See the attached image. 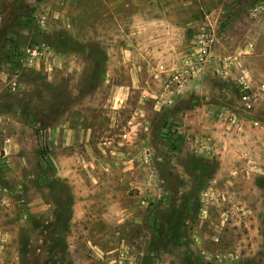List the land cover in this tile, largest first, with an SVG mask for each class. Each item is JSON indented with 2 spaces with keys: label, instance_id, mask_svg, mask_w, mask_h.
<instances>
[{
  "label": "rangeland",
  "instance_id": "1",
  "mask_svg": "<svg viewBox=\"0 0 264 264\" xmlns=\"http://www.w3.org/2000/svg\"><path fill=\"white\" fill-rule=\"evenodd\" d=\"M63 1L60 9L52 0H0V264H264V131L230 126L228 117L241 114L233 78L206 68L171 108L155 107L154 95L132 86L131 61L98 66L99 57L84 56L83 44L117 43L78 27L97 24L98 1ZM218 4L222 14L208 20L214 6H202L201 28L213 52L247 53L256 88L264 83V11L254 12L261 0ZM57 11L64 15L54 19ZM36 12L48 13L46 31ZM40 43L75 47V56L50 73L21 70L16 51ZM113 49L106 53L115 58ZM169 73L142 86L160 92ZM135 110L147 131L122 156L99 140L74 162L65 144L59 158L49 139L44 148L55 123H102L103 111L114 114L107 139H116L114 125ZM251 118L264 125V106Z\"/></svg>",
  "mask_w": 264,
  "mask_h": 264
},
{
  "label": "crops",
  "instance_id": "2",
  "mask_svg": "<svg viewBox=\"0 0 264 264\" xmlns=\"http://www.w3.org/2000/svg\"><path fill=\"white\" fill-rule=\"evenodd\" d=\"M97 24L92 22H85L79 28L84 27V32L91 34V31L98 28V34L111 35L113 47H111L109 41H104V44L87 43L82 45V52L84 56H90V58L99 57V60L91 63V65H103L106 66L113 62L115 65L130 62L132 71L130 74V81L132 86L142 88V91H149L150 95L157 97L160 93L156 92L153 87L142 86V83H153L152 78L158 81L164 79V76L156 78L160 73L174 72L181 68L186 60L196 52L197 47V35L201 31L203 26L202 20V6L213 5L214 9L210 11V15L204 14V19H213V15L219 17L220 12L222 14L223 9H218V3L226 2V0H97ZM87 3H91L89 0ZM73 7H80L79 3L73 2ZM89 4H87L88 6ZM259 8V7H257ZM256 8V9H257ZM81 10H85L84 8ZM260 12L261 10L258 9ZM257 11V12H258ZM66 13L69 11L65 10ZM216 12V13H215ZM65 13V14H66ZM71 14V21L69 26L76 27V21L74 19V13ZM73 14V15H72ZM62 16L64 15L61 14ZM91 13L87 11L86 17L90 19ZM76 18V17H75ZM113 28L109 30V26ZM68 26V25H67ZM68 33V31H66ZM83 32V33H84ZM128 33V36H121ZM70 34V33H68ZM70 36V35H69ZM72 38V37H71ZM108 39V40H110ZM73 40L75 38L73 37ZM229 45V44H228ZM213 46V45H212ZM248 45L244 50H247ZM214 47V46H213ZM109 48L113 50L116 55L112 58L106 51ZM238 50H243L238 48ZM125 51L126 55L122 54ZM238 52V51H237ZM59 57L55 63L60 65V60L65 62L67 57L71 55L75 56L74 51H67L66 53L60 52ZM83 55V54H82ZM61 56V58H60ZM108 60V61H107ZM71 63L70 61L67 62ZM51 72L52 70L43 68L40 71ZM102 74V73H101ZM105 74V75H104ZM106 78V72L101 76ZM128 90V89H127ZM146 93V92H145ZM113 116V113L109 111L101 112V122H83L81 124H69V122H57L49 130V141L51 142V150L55 153V156L59 158L57 147L60 145L67 146L68 160L74 162L78 157L79 148L88 149L90 143L96 140L106 141L107 136L110 134V124L107 117ZM104 162V174L111 176L113 170L110 164H105V151H101ZM116 153L109 152L110 155L116 154L122 156V152L119 150ZM142 154V153H141ZM90 155V153H89ZM127 156V154H124ZM117 160V159H115ZM115 166H126L122 172H126L130 168H127L128 163L120 162L114 163Z\"/></svg>",
  "mask_w": 264,
  "mask_h": 264
},
{
  "label": "built area",
  "instance_id": "3",
  "mask_svg": "<svg viewBox=\"0 0 264 264\" xmlns=\"http://www.w3.org/2000/svg\"><path fill=\"white\" fill-rule=\"evenodd\" d=\"M31 1V0H26ZM56 7L63 8V0H52ZM264 11V0H261V6L254 10ZM61 16L60 12H53L54 19ZM34 20L37 26L46 31L48 27L49 15L45 12H36ZM197 50L186 60V62L177 71L167 75L166 80L156 97L155 107L165 106L171 108L180 95L187 89L189 82L197 78L206 68H212L214 73L222 80H228L231 77L234 80L235 94L237 103L240 107L241 114H231L228 117V122L236 131H242L248 124L250 127L263 129L264 125L261 122L252 119L251 115L256 112L261 106H264V83L256 88L253 87V80L250 71L244 64L246 52L240 50L230 55H219L212 51V41H209L205 30L201 28L197 35ZM59 55L47 44L40 43L31 45L26 48L18 49L16 58L18 67L26 71L52 70ZM163 73H160L156 78H160ZM141 112L138 110L130 113L124 122H118L114 125L116 131V139L109 138L102 145L113 146V149H122L136 145L139 141V133L147 131L146 123L141 121ZM44 148H46L47 133H43ZM197 143V142H196ZM197 152V151H196ZM47 153L45 154V158ZM145 165L149 164L148 155L145 153ZM129 163L132 164L134 159L129 158ZM152 176V172L150 173ZM142 207L148 208V202L142 200Z\"/></svg>",
  "mask_w": 264,
  "mask_h": 264
},
{
  "label": "trees",
  "instance_id": "4",
  "mask_svg": "<svg viewBox=\"0 0 264 264\" xmlns=\"http://www.w3.org/2000/svg\"><path fill=\"white\" fill-rule=\"evenodd\" d=\"M66 35H67V34H66ZM66 35H64V37L68 39L69 36H68V35L66 36ZM72 44H73V43H72ZM48 46H49V45H48ZM49 47H50V46H49ZM51 48H52L57 54H59L60 52H65V53H66L67 51H74V48H75V47H71V46H69L68 48H65V45L62 44V45H57V47H52V46H51ZM16 52H17V51H16ZM15 59H16V60H15V61H16L15 63H16V65L18 66L17 58H16V53H15ZM98 66H99V65H98ZM44 158H45V156H44Z\"/></svg>",
  "mask_w": 264,
  "mask_h": 264
}]
</instances>
